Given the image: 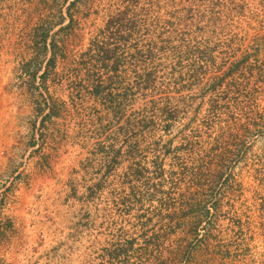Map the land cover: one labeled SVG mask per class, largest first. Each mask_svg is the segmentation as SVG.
<instances>
[{
	"label": "rangeland",
	"instance_id": "1",
	"mask_svg": "<svg viewBox=\"0 0 264 264\" xmlns=\"http://www.w3.org/2000/svg\"><path fill=\"white\" fill-rule=\"evenodd\" d=\"M263 34L264 0H0V264H264V79L208 86Z\"/></svg>",
	"mask_w": 264,
	"mask_h": 264
},
{
	"label": "trees",
	"instance_id": "2",
	"mask_svg": "<svg viewBox=\"0 0 264 264\" xmlns=\"http://www.w3.org/2000/svg\"><path fill=\"white\" fill-rule=\"evenodd\" d=\"M68 1V0H65ZM197 1H206V0H197ZM209 1V0H207ZM49 29H46L41 37H40V42L42 44V54L45 56L47 55V48H46V43H47V39H48V35H49ZM252 43L253 45H256L257 49L258 48H264V34L263 35H256L253 37L252 39ZM90 51V49H89ZM92 51V50H91ZM91 51L89 53H91ZM50 57L49 59L46 61V65L45 68H49L50 66L54 65L55 63V52H54V44L51 43V50H50ZM93 56L96 58V60L99 62L101 68H106L107 70V65L106 63L111 59V53L109 50L104 49L102 46L98 47L96 51H94ZM255 58V64L254 65H250L249 67H245V63H247L248 58H250V55H244V57H242L240 60L235 61L233 63H231L225 70L219 68L218 71H216V73L210 77V81L208 82V86L211 90H216L217 87H221L224 83L225 80L227 79H231L229 82V87L233 84V77H236L237 74H239V72L243 73V75H251V76H257V78L259 79H264V59L263 60H259L258 59V52L257 54H253L252 55ZM117 67L114 66L113 70H116ZM41 70V67L38 64V69L34 70V72L32 73V77H36L37 73ZM45 72H43L40 77L44 78L45 77ZM235 85H232V87ZM93 90H92V96L97 97L100 95V91H99V87L98 86H92ZM210 110L213 109V105H210L209 108ZM164 109H162V113L161 116L163 118V123L165 124L163 127V132L165 135L169 134V130L171 127L172 122L175 120L176 117H174V115L168 111H163ZM194 117H191L189 119V121L183 125L182 127V132H180V142L177 146L172 147V142L173 139L170 138L168 139L163 145H161V152L157 153L156 155H154L153 159H152V173H154L155 178L162 180V182L165 180L164 176L166 174V170L163 168L164 162L165 160L169 159L172 162V165L174 164V160L178 157V152L179 151H188V149L192 146V141L190 138V134L191 133V125H192V121L194 120ZM152 123V122H151ZM250 128H252L253 130H255V128H258V125L253 123H246L243 124L241 123L238 127H237V133L239 134V132H246L248 130H250ZM189 132V133H188ZM236 136H238L236 134ZM239 137V136H238ZM236 139H238L237 137L233 138L234 141H236ZM239 141V140H238ZM159 142H156V144ZM160 145V144H157ZM236 146L235 148L238 147V145H234ZM160 147H157L160 149ZM159 152V151H158ZM225 156L220 154L217 156V162L220 163H224L225 162ZM132 175L133 177H135L137 180H140L142 178V176H144V173L142 170L140 169H135L132 170ZM168 173V172H167ZM176 171L175 170H170L169 174L173 175L175 174ZM225 171L221 170L220 168L217 170L216 174H215V179L219 180L222 175L225 176ZM224 181H226V178L224 179ZM154 191L156 193L159 192V190L161 189H157L156 185L153 186ZM214 206V203H213ZM202 215H200V219L198 221L199 226L201 225L202 220H207L208 215L210 214V209H208V207H204L203 212L201 213ZM198 232V231H197ZM198 233H196V237L198 238ZM179 253H177L178 255Z\"/></svg>",
	"mask_w": 264,
	"mask_h": 264
}]
</instances>
